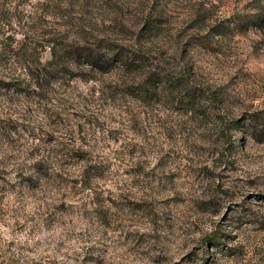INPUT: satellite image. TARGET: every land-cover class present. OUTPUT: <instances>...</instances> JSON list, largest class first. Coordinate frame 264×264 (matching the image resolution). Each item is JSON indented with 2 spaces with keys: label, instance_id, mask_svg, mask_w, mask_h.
I'll use <instances>...</instances> for the list:
<instances>
[{
  "label": "rangeland",
  "instance_id": "1",
  "mask_svg": "<svg viewBox=\"0 0 264 264\" xmlns=\"http://www.w3.org/2000/svg\"><path fill=\"white\" fill-rule=\"evenodd\" d=\"M0 264H264V0H0Z\"/></svg>",
  "mask_w": 264,
  "mask_h": 264
},
{
  "label": "trees",
  "instance_id": "2",
  "mask_svg": "<svg viewBox=\"0 0 264 264\" xmlns=\"http://www.w3.org/2000/svg\"><path fill=\"white\" fill-rule=\"evenodd\" d=\"M84 54H82V59H83V63H86L88 65H92L96 68L99 69H103L105 67H107V65L109 63H112L111 61H109L106 55V53H101V52H97L94 53V51L92 49H86V48H82ZM113 61H116L118 64L129 68L133 66V62L128 60L127 58H123L122 56H120V54L118 53L115 57H113ZM165 82L168 83V85H171V82L165 79ZM135 93V92H134ZM136 95H138V97L146 100L147 99V94L145 93V91L143 89H138L137 93H135ZM173 99L176 103L187 101V104H191L192 108H195V95L194 93H192L191 95H186L185 97H178V96H173Z\"/></svg>",
  "mask_w": 264,
  "mask_h": 264
}]
</instances>
